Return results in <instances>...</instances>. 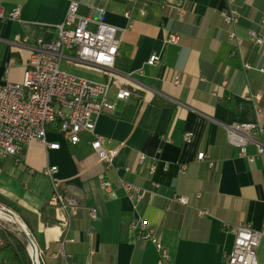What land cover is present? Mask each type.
<instances>
[{"label": "crops", "instance_id": "1", "mask_svg": "<svg viewBox=\"0 0 264 264\" xmlns=\"http://www.w3.org/2000/svg\"><path fill=\"white\" fill-rule=\"evenodd\" d=\"M69 1L0 0L4 16L20 9L17 20L0 18V87L22 81L31 46L56 37ZM77 1L81 16L121 30L114 69L133 94L118 103L114 114H103L96 122V133L106 138L107 147L119 149L114 159L118 171L105 169L90 145L91 135L83 133L73 145L51 132L48 141L59 143V150L34 141L19 157L0 154V206L25 223L44 251L43 264H227L235 242L233 228L240 223L264 228V156L250 144L247 153L255 160L241 157L228 143L225 129L255 122L264 127V45L247 39L250 30L264 39V0H235L239 33L245 39L236 53L221 16L233 6L229 0ZM179 10L186 15L180 17ZM89 28L96 30L97 24ZM172 34L179 35L177 44L167 43ZM153 54L161 56L160 64H147ZM245 63L251 68L245 69ZM80 69L91 74L83 77L108 79L102 68ZM175 77L180 85L173 82ZM133 85L145 86L154 95L144 97ZM250 95H259V101ZM187 132L193 134L191 143L184 141ZM201 152L212 166L208 160L198 161ZM142 154L147 161L140 166ZM154 162L152 175L148 165ZM50 166L58 167L55 180L62 191L81 205L68 230L65 213L49 203L53 184L41 172ZM125 167L132 171L124 172ZM104 173L114 196L102 187ZM119 177L142 188L156 183L157 196L136 204L126 196ZM176 195L188 197V205L171 201ZM92 206L99 212L94 222L88 211ZM138 218L155 228L173 254L170 262H162L156 246L131 230ZM64 236L76 240L66 245L72 257L68 262L52 260ZM8 256L0 242V264H7ZM257 262L264 264V238Z\"/></svg>", "mask_w": 264, "mask_h": 264}, {"label": "built area", "instance_id": "2", "mask_svg": "<svg viewBox=\"0 0 264 264\" xmlns=\"http://www.w3.org/2000/svg\"><path fill=\"white\" fill-rule=\"evenodd\" d=\"M233 6L221 12L224 25L227 29V38L233 46V53L240 48L245 39L239 33L240 12L234 5L235 0H229ZM144 14V10H141ZM129 16V14H126ZM185 10H179V16L184 17ZM20 17V9H16L0 18L17 20ZM97 24L96 30L89 28L90 24ZM260 26L264 27V20ZM247 39L256 46H263L264 39L254 30L248 31ZM180 40L178 34H172L167 43L177 44ZM122 42L121 30L113 25L79 14V2L70 0L64 21L57 27L54 39H40L31 46V56L26 63L23 79L20 83L7 81L0 87V154L3 158L19 157L25 146L31 142H39L49 150H59L60 144L49 142L48 134L55 132L62 135L71 144L76 145L81 140L83 133L92 136L90 145L95 151L98 159L105 165V169L118 168L114 165V159L119 149H109L105 137L96 133L97 119L103 114H114L118 103L130 98L133 94L131 88L126 87L127 82L115 73V63L120 52ZM161 56L153 54L147 61L148 65L160 64ZM74 65L77 68L91 69L102 68L107 76L106 81H97L77 74H71L62 68ZM245 69H250L248 63ZM176 85L181 84L178 77L173 81ZM150 98L154 95L145 86L133 85ZM116 89L113 93V89ZM249 99L259 101V95H250ZM259 111V110H258ZM260 112V111H259ZM226 138L231 146L239 149L241 157L248 158L251 162L255 160L249 156L247 148L255 144L257 154L264 156V127L260 123H240L228 125ZM193 134L187 132L184 136L186 143H191ZM198 161L213 162L205 152L197 157ZM147 161L146 155H140L138 164L144 165ZM157 164L150 163L148 171L154 174ZM124 172H131L132 168L125 167ZM183 172L186 166L182 167ZM58 172L57 166L45 168L41 174L53 184V193L50 205L59 208L67 217L66 230L70 227V221L75 218L81 209L79 201L62 191L55 180ZM103 189L114 196L112 181L104 173L100 176ZM119 184L125 191L126 196L136 204L153 200L156 196L158 184L152 183V188H142L124 178L119 177ZM200 197V194H197ZM171 201L188 205L186 196H174ZM89 218L91 222L97 221L99 212L96 207H89ZM201 214L207 212L200 211ZM130 228L144 240L153 243L162 262H170L173 259L172 252L162 243L155 228L145 218H138L131 222ZM235 242L232 251L226 255L227 264H258L257 250L262 238L264 228L255 230L246 223H240L233 228ZM91 236L90 231L88 232ZM60 248L51 253L52 260L62 259L68 262L72 257L66 250L67 244L76 242L74 238L64 236L61 239ZM30 245V244H29ZM32 246V245H30ZM29 247V246H28ZM33 247L43 262L44 251L40 250L35 242ZM95 252L92 251L91 255ZM42 264V263H41Z\"/></svg>", "mask_w": 264, "mask_h": 264}, {"label": "trees", "instance_id": "3", "mask_svg": "<svg viewBox=\"0 0 264 264\" xmlns=\"http://www.w3.org/2000/svg\"><path fill=\"white\" fill-rule=\"evenodd\" d=\"M18 237L8 231L0 230V242L2 249L8 254L7 264H32L29 255L27 238L21 232Z\"/></svg>", "mask_w": 264, "mask_h": 264}, {"label": "rangeland", "instance_id": "4", "mask_svg": "<svg viewBox=\"0 0 264 264\" xmlns=\"http://www.w3.org/2000/svg\"><path fill=\"white\" fill-rule=\"evenodd\" d=\"M62 68L71 74H77V75H82V76H91V74L88 73L87 71L82 70L80 68H77L74 65H70L69 67H66L65 64L62 63ZM1 207L2 206H0V208ZM0 230L8 231V232H10V233H12L18 237H21V235H20L21 231L19 230V228L15 224H13L12 222H9V221L4 220V219H0ZM27 245L29 246L28 242H27ZM41 263L43 264L42 260H41Z\"/></svg>", "mask_w": 264, "mask_h": 264}, {"label": "bare ground", "instance_id": "5", "mask_svg": "<svg viewBox=\"0 0 264 264\" xmlns=\"http://www.w3.org/2000/svg\"><path fill=\"white\" fill-rule=\"evenodd\" d=\"M0 219H4V220H7L9 222H12L18 228H20V226L23 225V223L21 222L20 218L17 215H15L11 212H8L6 210L0 209ZM35 245H36V243H35ZM28 251H29V255H30V258L32 260V263L41 264V260L39 258L37 251L35 250V248L33 246L29 245Z\"/></svg>", "mask_w": 264, "mask_h": 264}, {"label": "water", "instance_id": "6", "mask_svg": "<svg viewBox=\"0 0 264 264\" xmlns=\"http://www.w3.org/2000/svg\"><path fill=\"white\" fill-rule=\"evenodd\" d=\"M99 14V12H97L96 13V16ZM0 209H2V210H6V211H8V212H11V213H13V214H15L12 210H10V209H7V208H5V207H1ZM15 215H17V214H15ZM18 216V215H17ZM19 217V216H18ZM20 218V217H19ZM20 220H21V218H20ZM21 222L23 223V225L22 226H20V228H19V230L26 236V238H27V240H28V243L30 244V245H32L33 246V244H34V238H33V236L31 235V233H30V231H29V229L27 228V226L25 225V223L21 220ZM32 264H34V263H32Z\"/></svg>", "mask_w": 264, "mask_h": 264}]
</instances>
